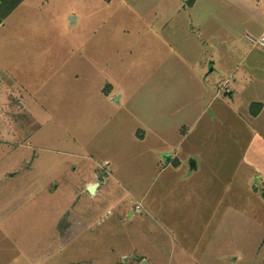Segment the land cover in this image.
I'll return each mask as SVG.
<instances>
[{"label":"rangeland","instance_id":"1","mask_svg":"<svg viewBox=\"0 0 264 264\" xmlns=\"http://www.w3.org/2000/svg\"><path fill=\"white\" fill-rule=\"evenodd\" d=\"M193 1L23 0L0 23V107L37 115L27 139L0 112V264H264V84L202 93L232 48H264Z\"/></svg>","mask_w":264,"mask_h":264},{"label":"crops","instance_id":"2","mask_svg":"<svg viewBox=\"0 0 264 264\" xmlns=\"http://www.w3.org/2000/svg\"><path fill=\"white\" fill-rule=\"evenodd\" d=\"M200 1L202 4V6H201V19L198 20V22L206 17V12L204 10L207 9L206 3L208 0H200ZM198 2H199V0L193 1V3H192L193 9H194V7L197 6ZM211 4L213 5V8L220 13H223V12H225V13L226 12H230V13L239 12V14H241V16L239 15V19L235 20L236 23L233 22L232 25H227L224 27V31L233 35L234 37H236V39H237L239 34H240V36H244V38H246V35H259L260 36L264 33V0H213L211 2ZM219 18H221V17L219 16ZM203 23L205 24L206 22H203ZM218 24H220L219 20H218ZM220 27H221V25H219V28ZM195 28H201V27L198 25L192 24L191 25L192 30L190 31V36L193 39L198 40V38H197L198 35H196V32L194 30ZM210 36H211V34L208 35V37H210ZM246 41L249 42L247 38H246ZM200 43L205 44L206 42L203 40V41H200ZM256 45H258V44H256ZM252 48L253 47L246 48L244 50V54H241L240 56L233 55L238 49L235 50L234 48H232V53L229 55L227 54V56H226V61H229L228 63L230 64L229 67L226 68L227 67L226 65L218 66L217 67L218 71L215 73H212V76H210L208 78L209 82L207 81V79H204V81H206V83H208V84L207 85L205 84L206 85L205 91L202 90V93H205L208 96V103H219L220 102L218 97L221 94L219 93V90L215 91L213 93L212 85L210 84L211 82L214 85L215 81H217L216 84L218 87L225 86L226 93H232L233 90L236 91V90L251 86L253 82H255V81L257 82L259 80L262 81V83L264 84V51L257 52L255 49H252ZM205 59L206 60H214L213 63L215 66L216 61L219 59V57L216 58V56L212 54V55L206 57ZM246 60L252 61V62H249L250 65L248 66V68L244 67L245 66L244 63ZM229 77H232V82H233V87H234V88L232 87V90H228L229 88H227L228 82H229L228 81ZM210 92L212 93L211 98L209 97ZM118 97H119L118 100L120 101V94L118 95ZM26 99L29 102L38 103L40 101L39 99H41V97H39L37 99V98H34L32 96H26ZM254 99H255V101H253V102L262 103L260 110L256 114H250L251 117H253L254 119L257 120L264 113V98L259 97V99H258L257 96H255V97H253L252 100H254ZM24 102H25L24 94L20 93L19 96L12 95L7 100H5V103H4L5 104V110L3 109V107L2 108L0 107V112L1 113L6 112V114L8 116L14 117V120L20 119V121H19L20 125H22V122H23L24 126L19 129L20 130L19 132H22L24 135H26L25 138L30 139V138H32V136L34 134V127L31 125L34 124V121H35V118L37 117V115H35L34 111L30 108V106H27ZM43 103H39V104H41L40 107H42V108H43ZM42 112L43 113L45 112L44 109L42 110ZM248 112L251 113L250 109ZM190 158H188L185 161L186 162L185 163L186 169H185L184 177H186V176L189 177L192 174H194L195 172H197V170H199L198 166L195 170L189 169L188 160ZM163 163L164 162H162V164ZM178 163H179V161H178ZM196 164H197V161H196ZM168 165H171V159H167V162L163 164L162 168H165ZM97 166L98 165L96 163L94 168H93V171H97V169H98ZM76 168H77V166L73 165V167H72L73 172H75ZM103 174H104L103 179H100L101 175H99L98 179H95V177H93V178L86 180L85 184H87L88 188L90 185L96 184V187L94 188L93 191H91V193H97L99 188L101 189L103 186V185H101L100 181L101 180L105 181L106 178L109 177L105 172ZM2 179H3V176H0V180H2ZM52 182H49V184H47L48 188H50ZM52 186L54 188L56 186V184H54ZM80 190H81V188H80ZM37 191H39L42 195V191H45V185H43V187H40L39 189H37ZM81 192L82 191H80V193ZM139 205L141 206L140 203H139ZM88 210H90V209H88L87 206H85L83 208V211L85 213H87Z\"/></svg>","mask_w":264,"mask_h":264},{"label":"trees","instance_id":"3","mask_svg":"<svg viewBox=\"0 0 264 264\" xmlns=\"http://www.w3.org/2000/svg\"><path fill=\"white\" fill-rule=\"evenodd\" d=\"M22 1L23 0H0V23L4 21ZM249 36L250 35H246L250 41L255 42V40H251ZM252 105L253 107L256 105L257 109L255 110L252 108ZM250 106L251 114H256L260 110L262 103L253 102Z\"/></svg>","mask_w":264,"mask_h":264},{"label":"water","instance_id":"4","mask_svg":"<svg viewBox=\"0 0 264 264\" xmlns=\"http://www.w3.org/2000/svg\"><path fill=\"white\" fill-rule=\"evenodd\" d=\"M115 100H118V96L115 97ZM188 163H189V169L190 170H195L197 168L196 161H195V159L193 157H191L188 160ZM100 179H103V175L100 176ZM95 187H96V184L90 185L89 186V190L93 191Z\"/></svg>","mask_w":264,"mask_h":264},{"label":"built area","instance_id":"5","mask_svg":"<svg viewBox=\"0 0 264 264\" xmlns=\"http://www.w3.org/2000/svg\"><path fill=\"white\" fill-rule=\"evenodd\" d=\"M249 38L251 40H254V38L251 36H249ZM255 41H256V43H258L259 45L264 47V33L259 38H257Z\"/></svg>","mask_w":264,"mask_h":264}]
</instances>
